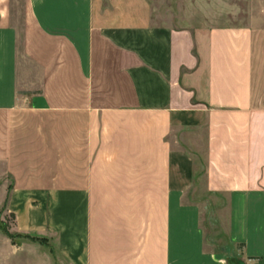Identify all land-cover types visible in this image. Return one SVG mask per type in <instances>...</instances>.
Here are the masks:
<instances>
[{"label": "crops", "instance_id": "obj_1", "mask_svg": "<svg viewBox=\"0 0 264 264\" xmlns=\"http://www.w3.org/2000/svg\"><path fill=\"white\" fill-rule=\"evenodd\" d=\"M251 6L173 26L151 0H0L13 231L52 238L60 264H264V0ZM47 248L0 234V264H52Z\"/></svg>", "mask_w": 264, "mask_h": 264}, {"label": "rangeland", "instance_id": "obj_2", "mask_svg": "<svg viewBox=\"0 0 264 264\" xmlns=\"http://www.w3.org/2000/svg\"><path fill=\"white\" fill-rule=\"evenodd\" d=\"M160 25H231L234 20H245L249 10L258 0H151ZM239 14V15H238ZM238 15V16H237ZM191 23H190V22ZM7 199L0 198V234L12 241L27 239L13 231L14 216L7 212ZM44 238V237H43ZM52 239V238H51ZM46 237L52 250L48 263L60 264L54 254L53 241ZM50 240V241H49Z\"/></svg>", "mask_w": 264, "mask_h": 264}, {"label": "trees", "instance_id": "obj_3", "mask_svg": "<svg viewBox=\"0 0 264 264\" xmlns=\"http://www.w3.org/2000/svg\"><path fill=\"white\" fill-rule=\"evenodd\" d=\"M24 237L28 238V239H31L33 241H36L42 245H46L47 244V241H46V238H43V237H37V236H30V235H24Z\"/></svg>", "mask_w": 264, "mask_h": 264}]
</instances>
